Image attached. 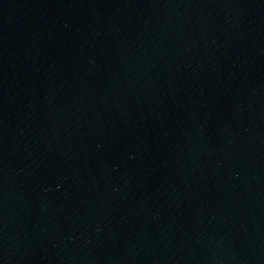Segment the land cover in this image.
Here are the masks:
<instances>
[{
	"label": "water",
	"instance_id": "95a60500",
	"mask_svg": "<svg viewBox=\"0 0 264 264\" xmlns=\"http://www.w3.org/2000/svg\"><path fill=\"white\" fill-rule=\"evenodd\" d=\"M0 264H264V0H0Z\"/></svg>",
	"mask_w": 264,
	"mask_h": 264
}]
</instances>
